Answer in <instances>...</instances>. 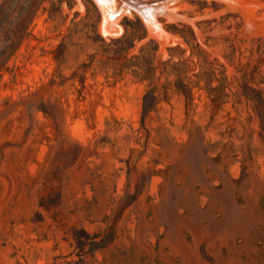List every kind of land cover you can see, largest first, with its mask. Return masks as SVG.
Listing matches in <instances>:
<instances>
[{"label":"rangeland","instance_id":"1","mask_svg":"<svg viewBox=\"0 0 264 264\" xmlns=\"http://www.w3.org/2000/svg\"><path fill=\"white\" fill-rule=\"evenodd\" d=\"M0 264H264V0H0Z\"/></svg>","mask_w":264,"mask_h":264}]
</instances>
